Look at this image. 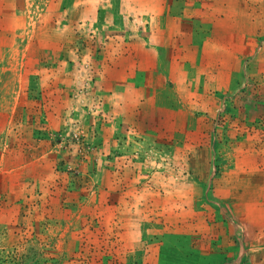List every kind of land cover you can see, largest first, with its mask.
Segmentation results:
<instances>
[{"label":"rangeland","instance_id":"obj_1","mask_svg":"<svg viewBox=\"0 0 264 264\" xmlns=\"http://www.w3.org/2000/svg\"><path fill=\"white\" fill-rule=\"evenodd\" d=\"M0 264H264V0H0Z\"/></svg>","mask_w":264,"mask_h":264},{"label":"trees","instance_id":"obj_2","mask_svg":"<svg viewBox=\"0 0 264 264\" xmlns=\"http://www.w3.org/2000/svg\"><path fill=\"white\" fill-rule=\"evenodd\" d=\"M247 230H248V232H247L248 235H249L250 237H252V236H253V235L251 234V233H252V232H251V231H252V228H247ZM260 256H261V254H257V255H256V259H258V258L260 259V258H261Z\"/></svg>","mask_w":264,"mask_h":264}]
</instances>
